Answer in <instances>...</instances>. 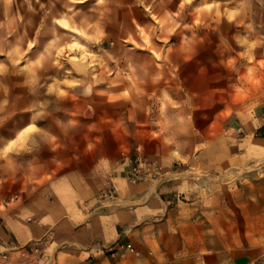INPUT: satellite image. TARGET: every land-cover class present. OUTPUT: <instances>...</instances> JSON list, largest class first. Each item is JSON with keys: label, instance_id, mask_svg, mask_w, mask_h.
I'll list each match as a JSON object with an SVG mask.
<instances>
[{"label": "crops", "instance_id": "crops-1", "mask_svg": "<svg viewBox=\"0 0 264 264\" xmlns=\"http://www.w3.org/2000/svg\"><path fill=\"white\" fill-rule=\"evenodd\" d=\"M16 4L0 0V39ZM84 95L0 139V264H264V100L200 104L198 155L131 183L120 153L163 159L174 139L155 134L174 124L112 119L107 86Z\"/></svg>", "mask_w": 264, "mask_h": 264}, {"label": "rangeland", "instance_id": "rangeland-1", "mask_svg": "<svg viewBox=\"0 0 264 264\" xmlns=\"http://www.w3.org/2000/svg\"><path fill=\"white\" fill-rule=\"evenodd\" d=\"M16 1L17 20L1 28L0 139L31 116L50 123L47 114L70 107L62 98L107 86L112 119L145 112L174 124L155 134L174 139L163 159L136 146L119 155L130 174L162 171L205 144L195 131L200 104L226 115L264 100V0Z\"/></svg>", "mask_w": 264, "mask_h": 264}, {"label": "built area", "instance_id": "built-area-1", "mask_svg": "<svg viewBox=\"0 0 264 264\" xmlns=\"http://www.w3.org/2000/svg\"><path fill=\"white\" fill-rule=\"evenodd\" d=\"M140 176V169L139 167H136L133 169V171L130 174L129 180L131 183H136L139 180ZM127 248L129 249L130 252H134V249L128 245Z\"/></svg>", "mask_w": 264, "mask_h": 264}, {"label": "snow or ice", "instance_id": "snow-or-ice-1", "mask_svg": "<svg viewBox=\"0 0 264 264\" xmlns=\"http://www.w3.org/2000/svg\"><path fill=\"white\" fill-rule=\"evenodd\" d=\"M188 2H190V0H188ZM70 47L71 48H77V47H79V45L73 44V45H70ZM0 67H2V66H0Z\"/></svg>", "mask_w": 264, "mask_h": 264}, {"label": "clouds", "instance_id": "clouds-1", "mask_svg": "<svg viewBox=\"0 0 264 264\" xmlns=\"http://www.w3.org/2000/svg\"><path fill=\"white\" fill-rule=\"evenodd\" d=\"M28 131H33V129L29 128Z\"/></svg>", "mask_w": 264, "mask_h": 264}]
</instances>
